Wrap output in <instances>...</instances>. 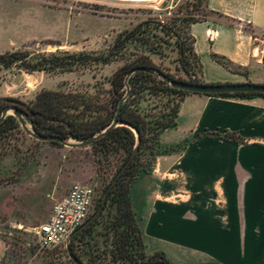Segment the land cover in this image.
I'll return each instance as SVG.
<instances>
[{"label": "crops", "instance_id": "1", "mask_svg": "<svg viewBox=\"0 0 264 264\" xmlns=\"http://www.w3.org/2000/svg\"><path fill=\"white\" fill-rule=\"evenodd\" d=\"M4 2L0 53L49 38L38 31L43 23L50 25L57 10ZM204 5L222 18L212 16L187 28L200 79L264 85V65L256 64L264 60V0H206ZM211 55L225 58L233 71ZM225 131L245 144L205 137ZM251 140H264V98H182L175 126L158 134L157 153L129 187L146 255L161 252L175 264H264V146ZM36 256L32 250L27 259ZM16 260L18 255L0 250V264Z\"/></svg>", "mask_w": 264, "mask_h": 264}, {"label": "rangeland", "instance_id": "2", "mask_svg": "<svg viewBox=\"0 0 264 264\" xmlns=\"http://www.w3.org/2000/svg\"><path fill=\"white\" fill-rule=\"evenodd\" d=\"M20 1L40 5L43 11L55 9L57 16L53 15L50 25L43 23L38 31L39 36L50 39H38L6 52L34 56L53 53L59 57L68 54L80 59L70 70L27 72L17 65L0 66V99L28 103L40 90L94 93L99 88L106 89L104 82L116 69L140 57H147L173 80L189 79L182 70L174 35L189 44L187 21L205 16L203 0ZM193 3L198 6H192ZM137 25L142 26L117 50L111 62L103 65L97 61L108 53L115 39H124ZM160 26L170 29L171 33H164ZM190 63L191 72L197 77L196 66ZM16 75H19L17 84L14 83ZM136 98L139 109L151 122L168 119L177 101V96L157 92L152 84ZM150 152L145 149L141 157L143 167L150 159ZM120 159L118 154L110 155L103 168L97 170L96 157L89 147L70 149L36 141L26 133L18 135L0 160V250L18 255V264H72L61 250L41 252L33 261H28L27 255L34 249L29 231L46 221L54 201L64 196L73 184L93 189L92 214ZM101 250L102 246L98 252ZM104 260L107 263V257Z\"/></svg>", "mask_w": 264, "mask_h": 264}, {"label": "trees", "instance_id": "3", "mask_svg": "<svg viewBox=\"0 0 264 264\" xmlns=\"http://www.w3.org/2000/svg\"><path fill=\"white\" fill-rule=\"evenodd\" d=\"M205 1L203 0L202 5L205 16L201 19H190L187 21L186 34L189 39V44L186 45L185 41H182L178 36L174 35L182 70L189 77L187 81L183 82L204 83L199 77L201 65L198 57L193 52V39L188 35L187 28L190 24L205 21L212 16L222 18L217 13L207 11L204 5ZM192 6L196 7L198 4L193 3ZM142 25H137L133 30L126 33V37L124 38L126 40L121 38L115 39L108 53L100 59H97V61L103 65L111 62L116 56L117 50L129 38L134 36ZM160 28L166 34L171 33L170 29H166L163 26H160ZM211 58L225 69L233 71L225 58L217 55H211ZM79 59L80 57L68 54H64L62 57L53 53L46 56H34L25 52L13 51L0 54V66L8 68L12 65H17L27 72L53 71L58 68L61 70H70ZM190 62H193L196 66L197 77L191 72ZM138 68L148 69L151 72L136 71L132 73L133 77H128L127 79L128 94L122 101L127 90L125 88L126 76L129 72ZM152 72H158L164 77H159L156 74L153 75ZM169 79L171 78L162 72L161 69L153 65L147 57H140L136 62L127 63L116 69L105 80L104 83L107 85L106 89L99 88L94 93L40 90L28 103H23L13 98L0 99V114L6 107H15L35 134L57 136L63 140L84 141L108 127L117 114V120L121 124L112 128L103 137L87 146L96 157L97 170L103 168V164H105L110 155L118 154L121 156L120 162L111 175L110 181L127 160L136 145V137L130 128L137 131V151L126 170L120 175L109 191L102 211L91 223L77 232L68 244L70 254L81 264L169 263L165 255L161 252H155L151 255L145 254L141 232L129 199L130 184L138 172L145 170L149 166L153 156L157 153L156 139L158 134L167 128H173L175 126L179 104L185 95L190 94L171 88L168 85ZM149 84H152L157 92L160 91L177 96V101L172 108L170 116L164 121L151 122L138 107L139 101L136 96L139 95L140 91L148 89ZM207 96L237 99L264 98V95L251 93ZM23 134L24 131L21 129L15 117L8 115L0 122V160L10 149L11 142L18 135ZM216 136H221L226 141L245 144V140L233 132L225 131L222 134L209 133L205 135V137ZM48 143L59 146L55 142ZM145 149H149L151 152L147 165L143 167L141 157ZM110 181L106 184L100 198L96 202L100 203L102 194ZM100 246L103 247V250L98 252ZM61 251L66 253L65 250ZM95 252H98V254H94ZM106 257L107 263H104ZM67 258L69 259L68 255ZM69 261L74 264L70 259Z\"/></svg>", "mask_w": 264, "mask_h": 264}, {"label": "water", "instance_id": "4", "mask_svg": "<svg viewBox=\"0 0 264 264\" xmlns=\"http://www.w3.org/2000/svg\"><path fill=\"white\" fill-rule=\"evenodd\" d=\"M136 71H144V72H151V70L144 69V68H138L134 69L131 72L128 73L125 79V88H128L127 85V79L128 77L136 72ZM155 74L159 77H164L160 73L155 72ZM19 79V75L15 76L14 83L17 84ZM168 85L177 90H181L190 94H198V95H219V94H237V93H251V94H261L264 95V85H259V84H252V83H238V84H208V83H190V82H183V81H177V80H168ZM128 94V89L126 90L125 96L123 97L122 101L126 98ZM119 111V108H118ZM117 111V113H118ZM8 115H11L15 117L21 127V129L26 133L29 137L32 139L39 141V142H55L61 146L70 148V149H80L89 146L92 144L94 141L97 139L103 137L109 130L112 128L120 125L121 123L117 120V114L111 121L108 127H106L104 130L99 132L98 134L91 136L87 138L84 141H74V140H63L60 137L57 136H44V135H37L33 132L31 127L27 128L26 122L23 119L21 113L15 108V107H6L2 110L0 114V122ZM123 125V124H122ZM127 126V125H125ZM129 127V126H127ZM130 128V127H129ZM130 130L133 132V134L136 137V145L131 151L130 155L128 156L127 160L123 163V165L118 169V171L115 173L113 178L111 179L110 183L108 184L107 188L104 190L100 203L94 210L92 214L89 215V217L77 228L75 229L68 237L65 251L69 257V259L74 263V264H81L78 260H76L69 252L68 250V244L73 238V236L79 232L81 229H83L85 226H87L89 223H91L97 216L98 214L102 211L104 203L106 201L107 195L113 185L116 183L120 175L126 170L127 166L133 159L136 151H137V143H138V134L137 131L134 130L133 128H130ZM249 143H255V144H260L264 146V140H251L248 141ZM161 264H170V263H161Z\"/></svg>", "mask_w": 264, "mask_h": 264}, {"label": "built area", "instance_id": "5", "mask_svg": "<svg viewBox=\"0 0 264 264\" xmlns=\"http://www.w3.org/2000/svg\"><path fill=\"white\" fill-rule=\"evenodd\" d=\"M256 64L264 65L263 59ZM94 191L83 184H73L60 199L54 201L45 222L29 232L33 239L34 253L65 250L69 235L77 229L91 212Z\"/></svg>", "mask_w": 264, "mask_h": 264}, {"label": "bare ground", "instance_id": "6", "mask_svg": "<svg viewBox=\"0 0 264 264\" xmlns=\"http://www.w3.org/2000/svg\"><path fill=\"white\" fill-rule=\"evenodd\" d=\"M128 1H133V2H144V1H148V2H151V1H156V0H128Z\"/></svg>", "mask_w": 264, "mask_h": 264}]
</instances>
